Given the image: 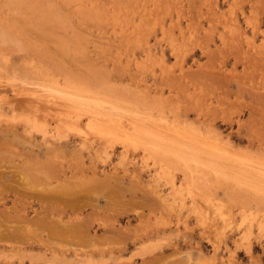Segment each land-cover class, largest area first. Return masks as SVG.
Here are the masks:
<instances>
[{
	"label": "rangeland",
	"instance_id": "1",
	"mask_svg": "<svg viewBox=\"0 0 264 264\" xmlns=\"http://www.w3.org/2000/svg\"><path fill=\"white\" fill-rule=\"evenodd\" d=\"M7 8L53 68L157 99L169 119L264 159V0H0V16ZM1 96L0 264H264V229L238 209L229 223L199 221L141 152L42 137L11 117L27 98Z\"/></svg>",
	"mask_w": 264,
	"mask_h": 264
},
{
	"label": "bare ground",
	"instance_id": "2",
	"mask_svg": "<svg viewBox=\"0 0 264 264\" xmlns=\"http://www.w3.org/2000/svg\"><path fill=\"white\" fill-rule=\"evenodd\" d=\"M9 12L0 16V88L8 87L28 100L24 99V112H16L10 104L14 120L42 137L66 130L92 135L104 148L119 145L125 153L137 150L144 163L149 160L155 165L174 200L184 205L188 200V208L199 221L229 223L234 207L248 227L264 229V159L230 150L229 142H222L213 131L201 132L193 124L169 119L157 99L129 93L93 75L80 78L59 66L53 68L41 60V50L25 39L19 21L12 20ZM28 53L30 57L20 58L21 66L11 64L13 56ZM1 102H7L5 96ZM4 117L0 109V121H7ZM46 117L54 121L53 128ZM82 119L84 128L79 126ZM175 173L181 176L179 182L174 180ZM242 238L249 253L248 235Z\"/></svg>",
	"mask_w": 264,
	"mask_h": 264
}]
</instances>
